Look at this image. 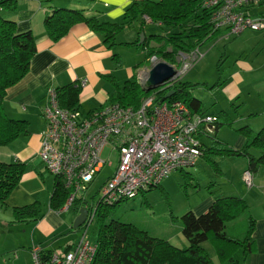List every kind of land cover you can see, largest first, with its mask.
<instances>
[{
  "label": "trees",
  "instance_id": "obj_1",
  "mask_svg": "<svg viewBox=\"0 0 264 264\" xmlns=\"http://www.w3.org/2000/svg\"><path fill=\"white\" fill-rule=\"evenodd\" d=\"M263 2H261L262 4ZM16 3L0 0V11H14ZM142 16L148 17L153 24L168 27L167 34H154L144 38L138 44L123 43L121 45L142 49L144 64L151 57L175 64L178 52L190 53L194 48L213 41L220 34L212 32L208 24L207 13L201 10L199 0H160L132 2L127 8L121 23L101 22L96 18H85L80 12L66 9H55L46 15L43 21L45 34L52 42L61 39L71 27L83 22L91 31L103 37L104 45L110 49L115 46V36L130 27L131 23ZM140 19V32L144 26ZM177 32H174V31ZM36 52L35 42L30 31L18 32L13 21L5 19L0 14V147L7 146L20 136L27 135L28 123L25 120H14L6 116L3 100L6 91L16 85L29 70V63ZM115 66H119L118 57L112 56ZM112 85L114 91L108 98V103H118L121 106L138 107L142 98L156 94L157 100L180 101L190 114L201 113L203 105L192 97L191 90L196 84L176 81L165 89H153L146 92L134 79L125 81L120 87L111 75L103 76ZM214 84L212 90L219 86ZM57 101L61 108L73 109L78 107V96L81 87L78 83H70L56 87ZM213 132L209 135L210 145L201 149V157L209 163L213 171L221 173L215 158L240 157L247 162L246 170L252 175L259 167L264 168V126L257 132L244 125L235 130L244 136L246 142L240 149L227 147L216 139V132L222 126L232 127V120L226 112L220 111L216 116ZM256 150L254 156L250 150ZM25 165L19 162H0V209L5 208V202L20 182ZM181 170L180 172H182ZM160 188V184L151 188ZM148 190V191H150ZM147 191V192H148ZM142 194V198L144 195ZM69 192L55 179L49 206L54 211H60L65 204ZM84 204L80 200L73 201L68 212L75 217ZM112 207L98 206L95 237L96 250L91 264H213L201 245L208 240L221 264H244L247 256L254 253L255 243L252 234L255 220L249 214L248 206L241 198L234 196L215 197L206 212L195 216L191 212L181 217V234L188 243L185 248H176L167 240L150 236L146 231L132 223L117 219H109ZM14 222H32L40 214V205L34 202L21 208H13ZM246 215V231L242 238L228 235L226 224ZM81 228H78V230ZM66 253V252H65ZM50 252H42V259H50Z\"/></svg>",
  "mask_w": 264,
  "mask_h": 264
},
{
  "label": "crops",
  "instance_id": "obj_2",
  "mask_svg": "<svg viewBox=\"0 0 264 264\" xmlns=\"http://www.w3.org/2000/svg\"><path fill=\"white\" fill-rule=\"evenodd\" d=\"M138 1L158 2L160 0H131V3ZM262 2V4L250 8L249 14L264 16V0ZM15 3L16 9L14 11L1 10L0 14L3 18L13 21L18 32L30 31L32 33L36 52L30 60L28 73L16 85L6 91L3 100L6 116L14 120L27 121L28 133L20 136L13 143L0 147V162H19L25 165L19 184L7 198L5 208L0 209V264H33L31 257L33 246H40L44 252H50V255L62 258L82 235L81 229H73L74 217L68 211H54L49 206L54 180L46 172L37 155L40 148V133L44 129L42 107L45 104L46 88L49 86L62 87L70 83L79 84L84 81L85 84L81 87L78 96V107L81 110L89 112L110 104L108 98L114 89L103 76L111 75L120 87L125 81L134 79L142 85L150 67L148 60L146 61L148 64L145 62L134 69V66L143 62L144 51L121 44L138 41L140 33L144 34V38L154 35L153 31L147 28L148 25L162 30V34H167L169 31L168 27L149 24L145 21L142 32H140L139 22L140 19L144 20V16H142L134 20L129 28L115 36V46L110 49L104 45L103 37L91 31L83 22L71 27L67 34L57 42H52L45 34L43 21L45 16L50 15L55 9L77 11L85 18H96L101 22L121 23L124 13L131 3L128 4L127 0H49L42 3L29 0ZM161 33L158 32L157 34L162 35ZM260 33V37L264 40V30ZM127 52L135 54L133 63L127 60L125 56ZM113 55L118 57L119 66H115L112 60ZM263 59L261 65H259L258 58L252 65L243 62L240 70L230 72L221 80L219 86L213 91L211 90L212 93H219L226 102L231 104L244 100L245 105L242 114L251 115L250 112H255L252 115H257L259 120L260 114H262L261 118H264ZM252 90L257 94L253 99L257 107L256 111H253L249 106L247 107L249 97L251 98L249 94L252 93ZM193 92L191 90L190 93ZM213 104L217 105L216 98H214ZM202 105L204 106V103ZM235 107L239 109L241 106L235 105ZM237 108L234 110L236 116L238 115ZM219 110L226 112L229 116L226 109L219 108ZM203 112L207 113L205 110ZM210 115L216 116L217 114ZM261 124H251L253 128L250 123L245 125H248L253 132H257L264 126L259 128ZM233 128L235 129H230L235 131L240 127ZM211 133L199 135L202 146H209ZM236 135L239 136L238 140L232 145L227 144L231 148L240 149L245 144L246 138L239 134ZM250 153L254 156L258 155L257 151L253 149L250 150ZM242 161L239 172L241 181L242 173L247 166L246 162L243 164ZM246 188L248 190H245L244 193L241 191L237 193L234 189L225 191L219 196L241 198L251 208V215L255 220V228L252 234L255 251L248 256L247 264H264L263 167H259L257 172L252 175V185ZM214 198L215 196H210L201 203L197 202L191 213L195 216L203 214L212 204ZM34 202H38L40 205L38 218L32 222H14L13 208H21Z\"/></svg>",
  "mask_w": 264,
  "mask_h": 264
},
{
  "label": "built area",
  "instance_id": "obj_3",
  "mask_svg": "<svg viewBox=\"0 0 264 264\" xmlns=\"http://www.w3.org/2000/svg\"><path fill=\"white\" fill-rule=\"evenodd\" d=\"M199 1L201 10L207 13L211 31L224 38L235 37L245 30H264V16L248 12L262 0ZM143 19L152 23L146 16ZM176 56L182 67L162 85H166L165 88L179 81L178 77L183 76L202 54L196 47L188 54L178 52ZM84 84L81 81L79 86ZM42 117L44 129L40 133L37 155L46 172L69 192L61 210L68 211L73 201L80 200L87 215L80 227L81 237L62 258L51 255L48 262L44 261L43 249L33 246V264H91L96 245L95 240L88 239L87 233L97 217V207L117 206L135 199L161 184L173 172L194 166L201 157L199 135L211 133L216 121L214 115L205 112L190 114L180 101L157 100L156 94L142 98L136 108L110 103L89 112L79 107L64 109L59 106L56 90L51 86L45 90ZM105 147L115 154L117 165L94 192L98 194L94 200V194H88L90 187L103 166L111 165L101 159ZM242 181L246 187H251L252 174L248 170L242 173Z\"/></svg>",
  "mask_w": 264,
  "mask_h": 264
},
{
  "label": "rangeland",
  "instance_id": "obj_4",
  "mask_svg": "<svg viewBox=\"0 0 264 264\" xmlns=\"http://www.w3.org/2000/svg\"><path fill=\"white\" fill-rule=\"evenodd\" d=\"M147 28L153 31L154 34L158 32L161 33L162 31L155 26L148 25ZM260 32L263 31L254 32L245 30L235 37L228 38L221 37L220 35L213 41L202 44L198 47V52L204 54L203 57L196 62L187 74L178 77L181 82L197 85L192 89L194 92L191 95L204 103L202 111L205 110L208 114L216 115L220 112L219 108L227 110L233 122L232 127L226 125L220 127L216 134V139L229 148H231L229 145L236 142L239 137L236 135L238 133L232 131L230 128L235 129L233 127H241L247 123H250V125L261 124L264 118H261L262 114H260L259 120L257 115H252L255 112H250L251 115L247 113L242 114L245 105L244 100L240 102L236 101L235 103L232 102V104L228 103L219 93H212L213 89L211 91L209 88L214 84H221V80L230 72L240 70V66L243 62L252 65L255 63V59L258 58L259 65H261L262 59L264 58V40L260 37ZM125 56L129 62L133 63L135 54L127 52ZM159 61L163 60L155 59L153 62L149 60L150 67L151 64ZM175 61L174 67L178 70L182 67V62L177 56ZM145 64H148V62ZM261 72H263V70H261ZM142 85H144V82ZM165 86H160L159 89L165 88ZM253 93L254 90L249 94L251 98L249 97L247 107L249 106L253 111H256L257 107L253 99L257 94ZM263 94L264 92H262V95ZM214 98H216V106L213 104ZM235 105H240L241 107L238 109ZM236 108L238 109L237 116L234 115V110ZM262 125H264V122H262L259 128H261ZM211 138L212 137L209 138V141ZM227 143L230 144L228 145ZM202 147L205 148L204 146ZM100 156L104 162H110L111 165L103 166L90 187L88 194H94V200L98 198V194L94 192L105 182L117 165V158L115 154L109 152L108 147L102 150ZM241 161L243 164L246 162L244 158L240 157L215 158V163L218 165L221 172L217 173L213 171L209 163L199 158L194 166L182 172L176 171L170 174L161 182L160 188L146 192L144 198H142L141 195L135 199L123 201L115 206L109 215V219H117L126 223H132L146 231L152 237L165 239L176 248H185L188 246V243L181 234V217L185 213L192 212L197 202L201 203L210 196L218 197L221 193L234 189L237 193H240V191L244 193L246 192L245 190H248L239 176ZM251 190L253 192V189ZM248 211L251 215V208L249 206ZM246 217L247 216L244 214L236 220L227 223L225 229L226 233L228 235H233V237L242 238L247 227ZM96 233L97 227L95 219V222L88 230V239L90 241L95 240ZM201 247L206 251L213 264H221L210 240L203 243ZM247 258L244 264H247Z\"/></svg>",
  "mask_w": 264,
  "mask_h": 264
},
{
  "label": "water",
  "instance_id": "obj_5",
  "mask_svg": "<svg viewBox=\"0 0 264 264\" xmlns=\"http://www.w3.org/2000/svg\"><path fill=\"white\" fill-rule=\"evenodd\" d=\"M138 37V44H140L142 43L145 36L143 33H140ZM176 74L177 70L174 66L164 61H159L148 69L145 75L144 85L141 86L146 92L151 91L171 80L174 76H176ZM172 93L173 91L169 92L166 97L170 96ZM165 98L161 99V101H163ZM86 215L87 210L84 207L80 208L78 214L74 217L72 224L73 229H78L83 225Z\"/></svg>",
  "mask_w": 264,
  "mask_h": 264
},
{
  "label": "clouds",
  "instance_id": "obj_6",
  "mask_svg": "<svg viewBox=\"0 0 264 264\" xmlns=\"http://www.w3.org/2000/svg\"><path fill=\"white\" fill-rule=\"evenodd\" d=\"M127 3L130 4L131 3V0H127Z\"/></svg>",
  "mask_w": 264,
  "mask_h": 264
}]
</instances>
